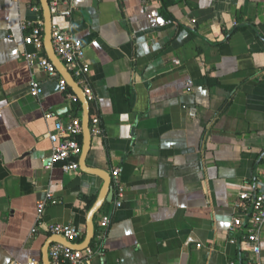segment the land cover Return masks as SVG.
I'll return each instance as SVG.
<instances>
[{"label":"crops","instance_id":"1","mask_svg":"<svg viewBox=\"0 0 264 264\" xmlns=\"http://www.w3.org/2000/svg\"><path fill=\"white\" fill-rule=\"evenodd\" d=\"M163 2L72 0L69 15L49 12L85 48L89 114L100 117L99 135L78 138L89 170L64 173L44 167L48 133L83 118L68 96L80 87L61 92L25 58L48 57L24 43L38 19L44 35L43 0H0V264L43 263L54 223L90 238L92 264H264V224L258 254L246 225L230 226L238 191L264 192V0Z\"/></svg>","mask_w":264,"mask_h":264},{"label":"built area","instance_id":"2","mask_svg":"<svg viewBox=\"0 0 264 264\" xmlns=\"http://www.w3.org/2000/svg\"><path fill=\"white\" fill-rule=\"evenodd\" d=\"M49 12L53 15L70 14L73 5L72 0H47ZM43 21L38 19L31 27L30 32L24 37V43L33 45L37 50L44 47ZM51 51L56 64L59 65V73L55 63L46 56L36 53H26L25 58L29 65H36L38 69L45 72L49 76L58 78L59 90L65 92L68 86L67 75L69 74L74 84L80 87L79 96L69 94V98L74 102L81 97L87 102L94 100V94L89 82L88 74L90 72L88 64L84 60V46L80 39L74 37L68 31L61 29L57 25L51 26ZM30 92L36 96L42 93L41 85L32 80L30 82ZM89 133L92 136L101 133L100 117L95 114H89ZM83 134L82 118L72 116L67 121H56L53 130L48 133V139L51 142V148L45 159L44 167L51 169L57 164L64 173L76 172L80 170V162L78 160L82 153L83 145L79 141V136ZM112 176L116 178L119 169L112 170ZM51 194L47 193L43 200L37 202V215L40 216L46 203L51 200ZM114 204L119 206L123 198L124 192L119 185L114 186ZM53 202V201H52ZM236 208V216L231 222L232 229H239L245 226L244 242L245 246L252 252L258 254L260 251V231L264 224V192L242 189L237 193L234 202ZM110 218L104 214L101 219V225H107ZM48 229L52 237H60L64 241L69 242L74 247L66 245L60 239L53 240L47 251L48 264H92L93 257L97 253L89 245L80 248L79 230L68 224L54 223L48 225ZM32 231H35L33 229ZM7 264H43L36 259H28L25 262L11 260ZM227 264H236L234 261H228ZM250 264V263H249Z\"/></svg>","mask_w":264,"mask_h":264},{"label":"water","instance_id":"3","mask_svg":"<svg viewBox=\"0 0 264 264\" xmlns=\"http://www.w3.org/2000/svg\"><path fill=\"white\" fill-rule=\"evenodd\" d=\"M43 8H44V14H45L44 45H45V48H46V50L48 52V57L55 63L54 58H53V54H52V51H51V36H50V33H51V24H52V22H51V16H50V13H49L47 0H43ZM55 65L58 68V70H60L59 65L56 64V63H55ZM61 73H62V71H61ZM65 75H67V79H68L69 82L72 81V83H74L72 77L68 73L65 74ZM81 100H82V102H83V104L85 106V112H84V116L82 118V122H83V137L86 140L90 136V133H89V109H88V102L85 99H83L82 97H81ZM86 151H87V147H84V145H83V150H82V153H81V160H80V168L88 171L89 168L85 167V165H84V158H85V155H86ZM106 175H107L106 176V187H105V193L104 194L108 193V197L107 198H108V200H111L112 193H111V190H110V187H109L110 176L108 174H106ZM57 239H60L66 245H69V246L75 248V246H73L69 242L64 241L60 237H53L51 239V241L57 240ZM89 241H90V238H87L86 240H84L82 242L80 248H83V247L87 246ZM43 264H48L47 253L45 254V259L43 260Z\"/></svg>","mask_w":264,"mask_h":264},{"label":"trees","instance_id":"4","mask_svg":"<svg viewBox=\"0 0 264 264\" xmlns=\"http://www.w3.org/2000/svg\"><path fill=\"white\" fill-rule=\"evenodd\" d=\"M162 1H164L163 3H164V5H167V2H165V0H162ZM77 106H78V108H80V104L77 102ZM92 110V105L90 104V111Z\"/></svg>","mask_w":264,"mask_h":264}]
</instances>
